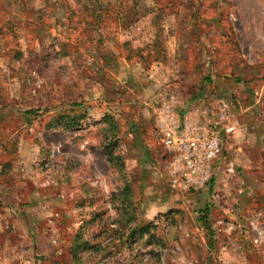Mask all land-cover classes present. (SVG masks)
I'll use <instances>...</instances> for the list:
<instances>
[{"label": "rangeland", "instance_id": "obj_1", "mask_svg": "<svg viewBox=\"0 0 264 264\" xmlns=\"http://www.w3.org/2000/svg\"><path fill=\"white\" fill-rule=\"evenodd\" d=\"M53 2L69 40L44 54L29 41L17 60L12 39L0 67V264H264V238L253 242L264 230V0ZM42 3L26 0L24 10L39 18ZM113 49L117 56H104ZM115 58L125 72L106 74L116 83L102 73ZM208 86L229 102L230 158L245 189L232 203L231 231L220 230L211 251L193 227L192 196L149 164L156 99L188 104ZM148 220L163 246L121 243ZM77 237L89 250L70 255Z\"/></svg>", "mask_w": 264, "mask_h": 264}, {"label": "built area", "instance_id": "obj_2", "mask_svg": "<svg viewBox=\"0 0 264 264\" xmlns=\"http://www.w3.org/2000/svg\"><path fill=\"white\" fill-rule=\"evenodd\" d=\"M193 98L184 104L173 95L159 96L151 106L155 157L149 164L150 168L160 171L175 193L192 196L194 229L202 230L196 219L202 204L210 211L214 208L223 211V215L212 218L216 244L218 232L229 233L233 227L229 215L236 195L245 193L242 185L235 184L240 172L230 158L235 122L227 98L213 87H206ZM128 135L131 134L128 132ZM228 202L229 206L224 208ZM259 215L261 211H256L251 219H246L250 230H256L255 217ZM182 232L189 236L186 228ZM255 233L253 242L264 238V230L259 226ZM201 243L205 245V240Z\"/></svg>", "mask_w": 264, "mask_h": 264}, {"label": "crops", "instance_id": "obj_3", "mask_svg": "<svg viewBox=\"0 0 264 264\" xmlns=\"http://www.w3.org/2000/svg\"><path fill=\"white\" fill-rule=\"evenodd\" d=\"M42 4L38 5L39 7H42L43 9L48 8L47 13L50 19H47L46 22L49 20V24H43L42 21L45 19L46 15L43 13V9L37 8L36 11L33 10V12H39V18L32 17V15L29 13L30 10H24V7L27 6L26 0H0V67L2 65V61L8 60L10 56V49H9V42L14 39L15 41L20 43V49L17 50L15 53H12V57L10 59H21L23 57L22 49L23 47H27V43L29 41H34V43L40 47V52L42 51L44 54L45 48H49L51 50V46H55L59 44V41L63 40H69V36L66 32H64L61 27L59 26V23L57 19L54 18L56 15L55 12L51 13L53 8H55V4L53 0H42ZM133 7L135 4H132ZM139 7V5H138ZM137 8V7H136ZM52 18V21H51ZM53 33H56V35H53ZM10 34V35H7ZM14 35V38H13ZM60 37V40L58 37ZM70 43L73 44L72 38L70 39ZM62 44V43H61ZM49 45V47H46ZM49 50V51H50ZM118 49H113V51H109L108 53H104V56L108 57H115L118 55L119 52L116 53ZM116 53L117 55H115ZM110 64L111 66H105L102 70L103 75L106 77H110V81L113 80L112 76H109V74H106V70H109L110 72L113 71V74L115 72H125L120 67V61L118 58L113 59V61ZM105 65V64H104ZM123 74V73H120ZM112 77V78H111ZM116 83V81H115ZM105 85V84H104ZM136 92H138L137 86L134 84H130ZM145 92V91H144ZM119 92H116L115 95H118ZM147 97L149 95L145 93ZM145 97V96H144ZM152 98V97H150ZM137 117V115H136ZM152 122V121H151ZM137 129L138 126L136 125ZM2 164H0V167ZM262 207L264 208V199L263 203H261ZM154 223V222H153ZM249 264V263H247Z\"/></svg>", "mask_w": 264, "mask_h": 264}, {"label": "trees", "instance_id": "obj_4", "mask_svg": "<svg viewBox=\"0 0 264 264\" xmlns=\"http://www.w3.org/2000/svg\"><path fill=\"white\" fill-rule=\"evenodd\" d=\"M44 13V12H43ZM213 87V86H212ZM214 88V87H213ZM216 90V88H214ZM204 89H199L195 94H193L191 97H196L200 93L203 92ZM194 99V98H193ZM102 122L106 123V116L103 114L102 116ZM67 123V122H66ZM136 124V123H135ZM132 123L133 127L131 128L133 133H136L137 127L136 125ZM132 134L131 132H129ZM212 210L210 211L206 205H201L200 208L197 209V216L196 219L199 222V224L202 226V230L204 232V237H205V246L208 251H211L213 248H215V230L212 226ZM131 217V214H129ZM128 234L123 235L122 234L118 237L119 239L123 238L121 240V243L123 242L126 245H130L131 241L136 238L143 237L145 238V245L146 247L148 246H156V247H161L163 246L162 240L155 234V223H152L150 220H148L145 223L141 224H136L135 226L129 228ZM89 243L87 240L80 239L79 237L75 238V240L72 242L68 249V253L70 255H74L77 253L80 249L85 248V250H89ZM99 246V245H98ZM153 251V250H151ZM150 253V252H149ZM157 251H153L152 254H156ZM155 257V256H154ZM74 258V256H73Z\"/></svg>", "mask_w": 264, "mask_h": 264}]
</instances>
